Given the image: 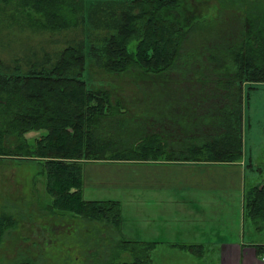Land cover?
<instances>
[{"label":"trees","instance_id":"1","mask_svg":"<svg viewBox=\"0 0 264 264\" xmlns=\"http://www.w3.org/2000/svg\"><path fill=\"white\" fill-rule=\"evenodd\" d=\"M191 1L97 0L87 7L84 0H0L4 35L24 28L50 34L88 27L105 32L89 43L83 37L67 44L53 61L48 55L40 62L32 59L25 70L0 58V158H25L39 164L47 206L53 212L119 226V201L83 197L86 162L241 160L243 83L264 82V0L241 7L238 36L217 45L224 62L216 84L235 87L232 103L237 104L232 105L234 113L224 108L219 137L204 143L186 139L175 148L159 133L126 142L117 132L104 131L106 126L126 127L127 109L102 83L90 82V58L104 73L135 69L148 77L175 69L183 58L190 61L196 50L192 32L196 27L208 29L204 14L187 12ZM208 51L212 55L215 50ZM243 217L256 229L264 228V181L244 189ZM11 222V214H0V242ZM155 244L121 238L112 256L128 252L131 261L108 264H150ZM175 246L197 257L205 251L199 243ZM254 247L258 256L264 254V244ZM15 264L38 263L22 259Z\"/></svg>","mask_w":264,"mask_h":264},{"label":"rangeland","instance_id":"2","mask_svg":"<svg viewBox=\"0 0 264 264\" xmlns=\"http://www.w3.org/2000/svg\"><path fill=\"white\" fill-rule=\"evenodd\" d=\"M84 1L87 7L97 2ZM249 1L254 0H192L187 12L191 16L194 13L204 14L208 20V29L196 27L192 32L190 39L195 43L196 50L190 61L183 58L175 69L160 75L148 77L135 69L112 75L102 72L90 58V82L102 83L127 109L126 127L115 129L106 126L104 131L117 132L126 142L140 135L159 133L175 148H179L186 139L191 142H201L203 139L204 143L205 140L219 137L223 131L220 116L224 108L234 113L232 105L237 104L232 103L235 87L216 84L219 67L224 62L217 45L238 36L242 25L241 7L250 5ZM216 6L219 8L216 9ZM86 29L50 34L24 28L8 35H4L2 30L0 58L10 66L21 64L23 70L32 59L40 62L48 55L53 61L57 52L67 44L78 42L83 37L89 43L95 37L105 34L103 30L88 29L86 32ZM210 47L215 50L212 55L208 51ZM242 89L241 159L245 161V166L242 164L244 193V189L251 184L264 181V82L252 85L243 83ZM151 162L156 161L132 164L126 161V164L116 163L112 166L95 164H104L106 161L86 162L83 197L86 200L119 201L120 222L116 227L110 223L73 216L69 212H53L47 206L49 197L45 191L44 177L39 174V164L25 158H0V214L8 212L13 221L0 242V264H15L22 259H31L38 264H108L131 261L132 256L128 252L121 251L115 257L112 253L117 250L121 238L131 240L132 243L153 238V194L151 189L134 184L136 176L144 175L147 170L143 164L166 163ZM203 163L210 165V162ZM117 180L123 183L111 182ZM232 182L233 191L217 189L209 192L221 193L222 199L230 205L233 199L235 207L237 182L234 178ZM210 196L209 193L208 198L212 202ZM215 201L214 208L217 209L218 217L222 215V207L220 201ZM240 218L241 226L237 223L234 234L239 232L240 238L242 234L244 240H264V228L256 229L248 219H244L242 225V215ZM214 222L218 226L225 223L220 220ZM159 238L164 237L161 235ZM204 249L203 256L196 257L178 248L158 245L150 253V264H219L211 247L205 245Z\"/></svg>","mask_w":264,"mask_h":264},{"label":"crops","instance_id":"3","mask_svg":"<svg viewBox=\"0 0 264 264\" xmlns=\"http://www.w3.org/2000/svg\"><path fill=\"white\" fill-rule=\"evenodd\" d=\"M106 162L95 164L103 166L126 164V161ZM165 162L143 164L147 170L144 175L136 176L134 181L137 187L151 189L153 194L151 226L153 238H146L144 241H156V246L168 245L173 248H178L175 246L178 243H199L204 248L208 245L215 252L216 262L219 264H264V260L261 259L264 258V254L258 256L254 247L258 243L264 244V240H244L242 234L240 238L239 232L234 234L237 223L241 226V215L242 225L244 223L242 193L245 175L242 164L245 166V161L243 163L241 159L230 163L210 162V165L192 160ZM233 178L237 182L235 207L233 199L231 206L222 199L221 193L209 192L217 189L233 191ZM111 182L120 185L123 183L121 180ZM208 192L212 202L208 198ZM215 199L220 201L222 207L220 213L225 219L222 215L217 217ZM217 220L225 223L215 225L214 221ZM161 235L164 238H159Z\"/></svg>","mask_w":264,"mask_h":264}]
</instances>
